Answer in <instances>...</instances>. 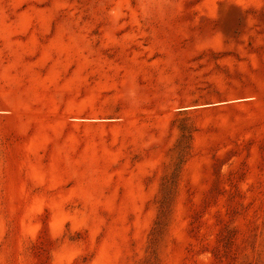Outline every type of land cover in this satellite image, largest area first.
I'll use <instances>...</instances> for the list:
<instances>
[{
	"label": "rangeland",
	"instance_id": "obj_1",
	"mask_svg": "<svg viewBox=\"0 0 264 264\" xmlns=\"http://www.w3.org/2000/svg\"><path fill=\"white\" fill-rule=\"evenodd\" d=\"M0 264H264V0H0Z\"/></svg>",
	"mask_w": 264,
	"mask_h": 264
}]
</instances>
